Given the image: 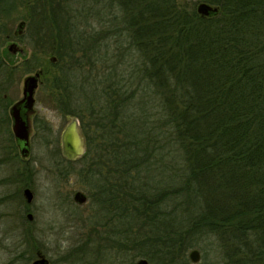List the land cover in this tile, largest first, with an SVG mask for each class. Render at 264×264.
<instances>
[{
  "label": "trees",
  "instance_id": "16d2710c",
  "mask_svg": "<svg viewBox=\"0 0 264 264\" xmlns=\"http://www.w3.org/2000/svg\"><path fill=\"white\" fill-rule=\"evenodd\" d=\"M73 1L0 0V42L11 34L12 14L27 8L29 44L51 55L41 75L53 78L62 111L79 117L65 99L63 64L73 66L80 51L92 60H105L106 52L100 35L77 38L73 19L92 17L95 32L127 41L129 66L94 124L99 137L113 139L111 156L96 152L88 136L82 157L90 175L103 176L95 200L111 206L114 222L87 242L127 253L130 264L140 257L186 264L188 248L211 235L230 264H264V0H75L76 8ZM200 2L219 10L203 16ZM8 50H0V92L21 67ZM31 59L21 62L27 72L36 66ZM136 92L141 107L130 114L125 104ZM22 173L17 167V180Z\"/></svg>",
  "mask_w": 264,
  "mask_h": 264
},
{
  "label": "rangeland",
  "instance_id": "374dc122",
  "mask_svg": "<svg viewBox=\"0 0 264 264\" xmlns=\"http://www.w3.org/2000/svg\"><path fill=\"white\" fill-rule=\"evenodd\" d=\"M76 6L78 7L74 0L71 7L76 8ZM26 11L27 8L19 6L18 10L12 14L9 21L11 34L6 41L0 42V50L8 48L11 42L17 43L23 49L22 52L8 50L11 54L10 63L20 64L21 67L15 70L8 86L6 85V90L0 92L5 99L0 105V264H30L38 257V252L44 254L50 264H123L121 259L123 254L106 247L101 249L98 247L101 241L95 240L91 244L87 242L88 236L99 239V235L104 236L105 233L110 232L114 222L113 213L110 205L95 200L100 195L94 194L100 181L98 177L102 179L103 176L90 175L88 157L68 160L61 153L60 135L68 122V114L62 111L60 107L62 104L58 97L51 95V90H55L52 87L53 78H45L41 75L35 92L34 109L29 115L32 126L29 157L21 158L17 148L13 147L15 141L12 137L9 107L22 97L25 76L42 70L41 63L51 60V55L33 48L35 44L34 46L29 44V40L33 41V38L26 25L22 28L20 37L19 34L14 33L19 22L24 21ZM91 18L87 19L88 22L81 21L79 18L73 19L76 24L75 32L77 35L82 31L88 33L86 36L90 41L94 40L93 36L100 35V43L103 44L102 52L104 50L106 52L105 60H92L87 55L83 56L81 51L76 52L79 59H72L73 66L63 64L62 71L70 78L68 95L65 96L70 110L79 113L86 136H91L99 144L94 148L96 152L103 151L106 158L108 154L109 157L111 156L113 139L107 142L99 137L102 129L97 130L94 124L103 113L105 100L112 91L114 81L122 78L124 68H128L129 59L123 56L127 41H123L122 36L103 37L102 31L95 32L94 29L100 26ZM89 22L93 25L90 26ZM36 45L40 47L39 44L36 43ZM55 56L53 55L52 60L56 59ZM28 58H32L36 66L27 72L25 68L23 69L21 62ZM135 85L136 81L131 88H128L126 96L131 89L136 88ZM140 93L136 92L135 98H132L131 102L127 101L126 112L132 114L137 106L141 107V99L138 100L141 98ZM134 100H138L139 104L135 105L134 102L138 101ZM92 108L93 113H91ZM139 110L140 108L137 114L140 116ZM121 111L124 112V108ZM119 116L122 117L121 114ZM129 116V113H126L124 118L127 119ZM134 123L135 120L131 119L128 125ZM117 137H119L117 142H121L123 136ZM96 152L93 157H97ZM27 164L35 169L34 182L30 186L34 190V199L30 204L32 208H29L34 215L31 221L26 217L27 207L25 209L24 207L27 205L21 196L24 182L16 181L11 177L18 166L24 167ZM109 165H112L110 160ZM104 170L107 168L101 166L100 172L105 174ZM77 189L89 195L87 202L82 205L73 199V192ZM23 227L30 229L36 239L25 240ZM82 245L84 247L79 248ZM193 248L200 251V260L196 263L192 262L188 256ZM123 256L124 263L130 264L131 260L127 253ZM136 260L132 264H135ZM185 263L230 264V260L222 247L218 245L216 236L210 235L199 236L188 248Z\"/></svg>",
  "mask_w": 264,
  "mask_h": 264
},
{
  "label": "water",
  "instance_id": "95a60500",
  "mask_svg": "<svg viewBox=\"0 0 264 264\" xmlns=\"http://www.w3.org/2000/svg\"><path fill=\"white\" fill-rule=\"evenodd\" d=\"M196 8L197 11L203 16L215 14L219 10L217 6L207 2L198 3ZM24 25L25 21H20L16 32L20 33ZM8 49L12 52L23 51V49L15 42L9 43ZM52 59H54V57H52ZM41 74L42 70H37L34 73L25 76L23 80L22 97L13 103L9 109L12 119V130L17 143L20 145L22 155H27L29 153V114L34 109L35 92L40 83ZM67 116L68 122L61 132V149L63 155H65L67 158H77L86 151V139L79 117L77 115ZM24 195L27 201H30L33 195L31 189L28 187L25 188ZM74 198L79 203H84L87 200L86 194L82 191H76ZM29 217H32L31 214H29ZM188 256L192 262H198L200 260L199 249H191L188 253ZM31 264H48V262L44 256H40ZM135 264H149V261L145 257H140L136 260Z\"/></svg>",
  "mask_w": 264,
  "mask_h": 264
},
{
  "label": "flooded vegetation",
  "instance_id": "af4514ba",
  "mask_svg": "<svg viewBox=\"0 0 264 264\" xmlns=\"http://www.w3.org/2000/svg\"><path fill=\"white\" fill-rule=\"evenodd\" d=\"M19 99H17L16 101H18ZM16 101H14L13 103H15ZM12 103V104H13ZM11 104V105H12ZM11 105H10V107H11ZM10 107H9V109H10ZM33 112V111H32ZM30 115V114H29ZM9 117H10V120H11V128H12V119H11V115H10V112H9ZM32 126H31V123H30V136H29V153L27 154V155H22L21 154V150H20V145L17 143V140H16V138H15V135H14V133H13V130H12V137H13V140L15 141V146H13L14 147V149H16L17 148V150H18V153H19V155H20V157L21 158H28L29 157V155H30V152H31V141H30V137H31V130H32V128H31ZM81 127H82V125H81ZM82 129H83V127H82ZM83 132H84V135H85V139H86V151H87V146H88V139H87V136H86V134H85V131L83 130ZM60 147H61V135H60ZM85 151V152H86ZM61 153H62V149H61ZM16 155H17V152L15 153ZM84 154L85 153H83L81 156H79V157H77V158H67L65 155H63V153H62V155H63V157L64 158H66V159H68V160H77V159H81L83 156H84ZM19 168H21L22 170H23V173L20 175V180H17V168L14 170V172H13V175H11V177H13L16 181H19V182H24V186L22 187V192H21V196H23V198L25 199V202H26V205L27 206H25L24 207V209L26 208V217H27V219L28 220H33V218H34V215H33V213L29 210V208H32V206H30V204H31V202L33 201V199H34V190H33V188H31L30 186H31V184H33V182H34V178H33V175H34V171H35V169L31 166V165H29V164H27V165H25L24 167L23 166H18ZM30 188L31 189V191H32V199L30 200V201H27V199H26V197H25V195H24V189L25 188ZM76 191H82V192H84L83 190H80V189H77V190H75L74 192H73V199H74V201L75 202H77L76 200H75V198H74V195H75V193H76ZM85 194H86V196H87V200H88V198H89V195L86 193V192H84ZM6 197V196H5ZM1 198V197H0ZM87 200L85 201V202H87ZM84 202V203H85ZM0 203H1V201H0ZM79 205H82V204H84V203H79V202H77ZM22 209V208H21ZM29 214H31V216L32 217H29ZM23 229H24V233H23V237H25L24 239L25 240H35L36 239V236H35V234L30 230V229H28L27 227H23ZM35 238V239H34ZM73 253V252H72ZM70 254V253H69ZM40 256H44L46 259H47V262H48V264H50V261H49V259L44 255V254H42V253H39L38 252V257L37 258H35L34 260H36V259H38ZM33 260V261H34ZM32 261V262H33ZM31 262V263H32ZM30 263V264H31ZM150 264V263H149Z\"/></svg>",
  "mask_w": 264,
  "mask_h": 264
}]
</instances>
